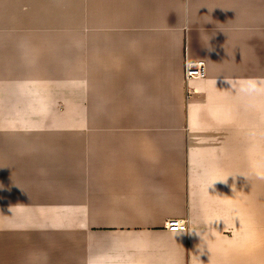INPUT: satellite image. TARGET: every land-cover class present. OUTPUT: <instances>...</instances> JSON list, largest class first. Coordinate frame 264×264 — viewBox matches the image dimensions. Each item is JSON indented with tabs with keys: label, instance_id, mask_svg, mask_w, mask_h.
<instances>
[{
	"label": "crops",
	"instance_id": "1",
	"mask_svg": "<svg viewBox=\"0 0 264 264\" xmlns=\"http://www.w3.org/2000/svg\"><path fill=\"white\" fill-rule=\"evenodd\" d=\"M0 264H264V0H0Z\"/></svg>",
	"mask_w": 264,
	"mask_h": 264
},
{
	"label": "built area",
	"instance_id": "2",
	"mask_svg": "<svg viewBox=\"0 0 264 264\" xmlns=\"http://www.w3.org/2000/svg\"><path fill=\"white\" fill-rule=\"evenodd\" d=\"M184 78H200L204 75V62L202 60H188L184 61L183 67ZM166 227L171 230H184L185 221L179 219H169L166 223Z\"/></svg>",
	"mask_w": 264,
	"mask_h": 264
},
{
	"label": "rangeland",
	"instance_id": "3",
	"mask_svg": "<svg viewBox=\"0 0 264 264\" xmlns=\"http://www.w3.org/2000/svg\"><path fill=\"white\" fill-rule=\"evenodd\" d=\"M60 19V20H59ZM57 20H58V24H64V23H69V22H67V21H65V19H64V17H58L57 18ZM74 24H73V29H74V31H73V35H74V37H75V35L76 34H79V25H80V22L79 21H74L73 22ZM59 28V27H58ZM75 72V71H74ZM56 106H57V109L58 110H61V104L60 103H57L56 104Z\"/></svg>",
	"mask_w": 264,
	"mask_h": 264
},
{
	"label": "bare ground",
	"instance_id": "4",
	"mask_svg": "<svg viewBox=\"0 0 264 264\" xmlns=\"http://www.w3.org/2000/svg\"><path fill=\"white\" fill-rule=\"evenodd\" d=\"M67 21V20H66ZM68 22V21H67ZM65 24V23H64Z\"/></svg>",
	"mask_w": 264,
	"mask_h": 264
}]
</instances>
